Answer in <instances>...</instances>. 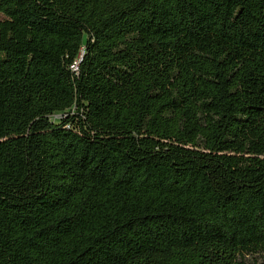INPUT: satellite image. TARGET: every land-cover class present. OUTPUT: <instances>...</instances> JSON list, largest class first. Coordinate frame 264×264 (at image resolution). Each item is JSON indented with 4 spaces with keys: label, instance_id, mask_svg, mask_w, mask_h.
Listing matches in <instances>:
<instances>
[{
    "label": "trees",
    "instance_id": "16d2710c",
    "mask_svg": "<svg viewBox=\"0 0 264 264\" xmlns=\"http://www.w3.org/2000/svg\"><path fill=\"white\" fill-rule=\"evenodd\" d=\"M0 264H264V0H0Z\"/></svg>",
    "mask_w": 264,
    "mask_h": 264
},
{
    "label": "rangeland",
    "instance_id": "374dc122",
    "mask_svg": "<svg viewBox=\"0 0 264 264\" xmlns=\"http://www.w3.org/2000/svg\"><path fill=\"white\" fill-rule=\"evenodd\" d=\"M58 119H59V118H58L57 115H54V116H52V117L50 118V120L53 121V122H57Z\"/></svg>",
    "mask_w": 264,
    "mask_h": 264
}]
</instances>
